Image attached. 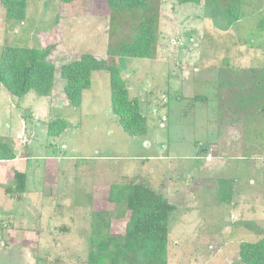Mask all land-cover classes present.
Masks as SVG:
<instances>
[{"label": "rangeland", "instance_id": "1", "mask_svg": "<svg viewBox=\"0 0 264 264\" xmlns=\"http://www.w3.org/2000/svg\"><path fill=\"white\" fill-rule=\"evenodd\" d=\"M84 2L66 9L61 0H28L23 22L8 21L0 6V56L5 46L51 49L55 66L50 98L29 93L18 102L1 92L0 143L16 159L0 161V264H89L92 213H114L107 202L111 185L134 178L178 207L168 264H241L240 244L264 234V159L253 161L250 146L235 151L248 162L218 159L242 143L264 154L262 125L250 132L248 118H235L230 98L263 76L264 0H243L240 20L225 30L203 3L161 0L156 58L119 63L147 119L148 133L137 137L112 113L108 73L92 74L79 108L64 94V64L83 54L108 58L106 5ZM44 110L47 117L36 120ZM59 115L71 125L49 138L47 120ZM210 146L206 162L203 150ZM15 171L27 174L23 201L5 193L16 187ZM219 179L236 184L231 204L219 201ZM115 213L124 216L112 219L110 232L123 236L130 212Z\"/></svg>", "mask_w": 264, "mask_h": 264}, {"label": "trees", "instance_id": "2", "mask_svg": "<svg viewBox=\"0 0 264 264\" xmlns=\"http://www.w3.org/2000/svg\"><path fill=\"white\" fill-rule=\"evenodd\" d=\"M27 1L0 0L6 19L23 22L26 19ZM84 1L61 0V3L64 8L71 9L75 3L81 4ZM102 1L107 8L104 15L109 18L108 58L98 59L94 55L83 54L64 64L60 71L61 77L66 81L64 94L71 106L79 108L86 92L92 87V74L97 71L108 73L112 113L129 136H143L148 133L147 119L140 101L130 97L128 86L121 77L119 63L122 59L129 58H156L161 0ZM178 1L180 4L203 3L211 11L214 24L224 30L240 20L243 8V0ZM260 28L264 29V20L261 21ZM262 74V78L253 82L246 93L229 97L235 103L236 114L250 121V132H256L262 125L264 135V71ZM54 78L55 66L51 60V49L3 47L0 56V97L5 88L18 102H22L29 93L50 98L54 91ZM70 125L71 122L62 115L50 118L47 120L46 134L52 139L60 138ZM261 157L264 158V154H259V158ZM15 159L14 151L0 143V161ZM14 179L16 187L7 188L5 193L23 201L27 191V174L15 171ZM235 186L232 179L218 180L217 193L222 204L233 202ZM107 202L115 205V211L121 208L130 212L125 234L114 236L110 232L112 219L124 216V212H93L89 229L88 263L168 264L171 221L178 207L170 203L162 192L135 178L129 183L112 184ZM239 261L241 264H264V234L257 242L240 244Z\"/></svg>", "mask_w": 264, "mask_h": 264}, {"label": "crops", "instance_id": "3", "mask_svg": "<svg viewBox=\"0 0 264 264\" xmlns=\"http://www.w3.org/2000/svg\"><path fill=\"white\" fill-rule=\"evenodd\" d=\"M227 97V96H226ZM37 115V117L35 118L36 120H41L42 118H45V117H47V115H45V110L43 111V113L42 114H40V115H38V114H36ZM235 116V118L236 119H238V117L240 118V117H242V115H240V114H235L234 115ZM39 118V119H38ZM41 118V119H40ZM246 146H250V148H251V150H253V151H255V153H253V161H254V159H256V158H258V160H260V159H262V157L261 158H259V152L257 151V148H258V146L256 145V144H253V143H251V144H246L245 145V143L243 144H241V147L240 148H234V147H229L228 148V154L224 157V158H219L218 159V161L221 163V162H223L224 160H226L225 158H227V157H230V156H234V157H237L236 159L237 160H240V161H243V160H245L246 162H248V160H246L247 158H244V157H247V155H244V154H242V153H235V151H237L238 149H239V151H241L242 150V152H244L243 150H244V148H246ZM211 151H212V148H211V146L210 147H206V149H204L203 150V154H204V156H205V161L206 162H209V160L208 159H206V157L208 156V157H210V155H211ZM264 159V158H263ZM208 160V161H207ZM213 159L211 158V161H212ZM255 161H257V159L255 160ZM23 172V171H22ZM184 183H187V182H185V181H183ZM26 196V195H25Z\"/></svg>", "mask_w": 264, "mask_h": 264}]
</instances>
